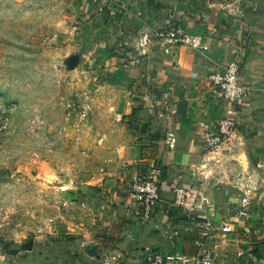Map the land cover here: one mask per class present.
I'll use <instances>...</instances> for the list:
<instances>
[{"label":"rangeland","instance_id":"rangeland-1","mask_svg":"<svg viewBox=\"0 0 264 264\" xmlns=\"http://www.w3.org/2000/svg\"><path fill=\"white\" fill-rule=\"evenodd\" d=\"M93 2L0 0V264L127 261L108 235L118 165L107 135L125 119L115 108L129 84L118 58L134 49L127 33L107 32L109 5L100 15ZM207 2L222 24L264 11V0ZM172 7L153 29L176 24Z\"/></svg>","mask_w":264,"mask_h":264},{"label":"crops","instance_id":"crops-1","mask_svg":"<svg viewBox=\"0 0 264 264\" xmlns=\"http://www.w3.org/2000/svg\"><path fill=\"white\" fill-rule=\"evenodd\" d=\"M101 4L109 5L105 13L112 15L107 32L127 33L134 49L118 58L117 69L129 84L115 108L125 119L107 135L112 142L108 155L118 165L110 181L108 212L116 253L127 259L123 264H143L142 255L152 250L195 256L213 245L201 237L209 220L231 227L216 247L218 264H242L239 254L253 250L264 229V11L249 23L222 24L215 4L203 6L205 0H94L91 8L100 15ZM167 5L173 6L171 21L203 34L208 50L155 41L140 46V39L164 21L163 14L157 15ZM106 60L116 62L111 56ZM228 60L241 63L242 80L253 94L237 108V133L211 150L204 137L227 115V104L207 77ZM154 163L165 173L157 212L147 219L131 197V180L137 169ZM250 172L252 184L243 183L241 175ZM245 185L256 197L249 205V221L236 217Z\"/></svg>","mask_w":264,"mask_h":264},{"label":"built area","instance_id":"built-area-1","mask_svg":"<svg viewBox=\"0 0 264 264\" xmlns=\"http://www.w3.org/2000/svg\"><path fill=\"white\" fill-rule=\"evenodd\" d=\"M163 43L178 47L187 44L196 51L208 50L203 34H192L182 24L173 26H160L144 35L140 39V46L145 47L150 42ZM144 52V50H143ZM207 84L227 104V115L218 122L213 132L204 137L207 147L216 150L237 133L239 129L238 119L235 116L237 108L241 106L252 94V87L242 80L241 63L237 60H228L222 66H217L207 77ZM169 139L167 143H169ZM165 170L159 164L145 165L137 169L131 180V197L141 205L144 216L151 219L157 212L160 200L161 185ZM252 188L247 187L240 198V207L236 210V217L240 220L250 219L249 205ZM231 227L219 223L206 221L202 241L212 240V247L205 248L195 256L186 254H169L152 250L142 255L143 264H218V251L216 247L225 242L223 235L230 233ZM253 250L239 254L238 261L242 264H264V235L258 240Z\"/></svg>","mask_w":264,"mask_h":264},{"label":"trees","instance_id":"trees-1","mask_svg":"<svg viewBox=\"0 0 264 264\" xmlns=\"http://www.w3.org/2000/svg\"><path fill=\"white\" fill-rule=\"evenodd\" d=\"M145 150V147H142V152Z\"/></svg>","mask_w":264,"mask_h":264}]
</instances>
